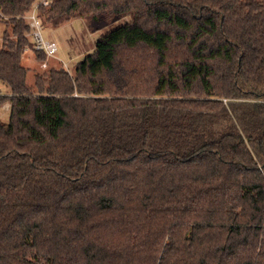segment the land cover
I'll list each match as a JSON object with an SVG mask.
<instances>
[{"label":"trees","instance_id":"trees-1","mask_svg":"<svg viewBox=\"0 0 264 264\" xmlns=\"http://www.w3.org/2000/svg\"><path fill=\"white\" fill-rule=\"evenodd\" d=\"M42 1L0 0V264H264V0ZM37 2L133 20L30 83Z\"/></svg>","mask_w":264,"mask_h":264},{"label":"rangeland","instance_id":"rangeland-1","mask_svg":"<svg viewBox=\"0 0 264 264\" xmlns=\"http://www.w3.org/2000/svg\"><path fill=\"white\" fill-rule=\"evenodd\" d=\"M26 17L25 21H27ZM4 20H8V18L5 17L3 21ZM131 20H133V15L128 14L123 17L119 16L117 18H114L110 22L99 20L96 23H89V21L83 18H78L67 22L59 28L43 27L44 37L54 40L58 44V52L56 55L57 57L50 59L46 58L45 61H48V66L43 67V62L41 63L37 59L35 47L32 46L30 48H27L23 55L22 63L25 66H28L31 70L29 71V82H33L34 73H44L45 71L50 69L51 66L63 67L64 69L73 73L76 63L84 55L92 52L95 49L96 42L102 35L110 32L117 26ZM3 21L0 22V47L2 46V38L4 32L8 30L9 33H12L11 25L7 27V25ZM0 86L3 87V89L0 88V91L4 92V89L6 88L1 83ZM3 109L10 110V102L7 104L4 103ZM6 117H8V114Z\"/></svg>","mask_w":264,"mask_h":264},{"label":"built area","instance_id":"built-area-1","mask_svg":"<svg viewBox=\"0 0 264 264\" xmlns=\"http://www.w3.org/2000/svg\"><path fill=\"white\" fill-rule=\"evenodd\" d=\"M44 5H48V0L42 2ZM39 2L35 3L31 11L27 15V22L30 26L29 37L33 42L35 50L43 51L47 55V59L57 57L58 44L56 41L47 39L43 35V21L38 14ZM43 67L48 66V61L43 62ZM7 104V103H6Z\"/></svg>","mask_w":264,"mask_h":264},{"label":"crops","instance_id":"crops-1","mask_svg":"<svg viewBox=\"0 0 264 264\" xmlns=\"http://www.w3.org/2000/svg\"><path fill=\"white\" fill-rule=\"evenodd\" d=\"M1 89H3V87L0 86ZM6 89H4V92H2L1 95H6V94H9V89L7 87H5ZM4 103H9L8 101L7 102H3V103H0V119L1 120H4V121H7L8 118H9V115H10V110H6V109H3V105ZM8 114V117H6Z\"/></svg>","mask_w":264,"mask_h":264},{"label":"bare ground","instance_id":"bare-ground-1","mask_svg":"<svg viewBox=\"0 0 264 264\" xmlns=\"http://www.w3.org/2000/svg\"><path fill=\"white\" fill-rule=\"evenodd\" d=\"M0 95H1V91H0Z\"/></svg>","mask_w":264,"mask_h":264}]
</instances>
